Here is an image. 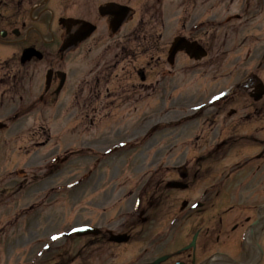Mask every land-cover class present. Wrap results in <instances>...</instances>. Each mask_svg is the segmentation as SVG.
I'll return each instance as SVG.
<instances>
[{
    "label": "rangeland",
    "instance_id": "obj_1",
    "mask_svg": "<svg viewBox=\"0 0 264 264\" xmlns=\"http://www.w3.org/2000/svg\"><path fill=\"white\" fill-rule=\"evenodd\" d=\"M141 1L137 15L150 22L140 38L149 40L155 28L162 35L160 42L169 43L174 35L183 34L199 41L208 54L194 61L180 52L172 65L164 57L153 60L147 84L125 89L122 102L130 104L114 107L116 103L108 114L93 112L92 105L100 108L97 103H91L88 112L70 106L69 87L56 100L44 93L45 62L28 64L26 71H20L19 59L4 55L5 45H0V123L4 124L0 128V264H35L44 245L66 248L70 237L75 253L82 240L67 237L69 229L99 225L102 216L111 223L124 219L128 209L118 198L148 177L153 155L159 158L170 149L176 153L182 141L191 144L196 134L200 139L210 137L209 124L169 105H193L221 93L222 99L241 100L244 93L237 89L250 73L264 83V0H149L161 5L163 25L154 24L150 14L158 7L140 10ZM73 59L81 74L89 71L84 61ZM70 66L65 61V67ZM7 67L12 73L27 74L19 87L7 83L3 76ZM87 93L84 98L90 95L92 100L94 92ZM100 200L107 202L105 209L99 207ZM166 217L154 216L148 223L153 236L170 226L181 230L187 223L188 228L189 222L182 218L162 225ZM173 244L163 242L154 253ZM95 247L91 260L102 264ZM51 257L50 252H42L41 262L48 264Z\"/></svg>",
    "mask_w": 264,
    "mask_h": 264
},
{
    "label": "flooded vegetation",
    "instance_id": "obj_2",
    "mask_svg": "<svg viewBox=\"0 0 264 264\" xmlns=\"http://www.w3.org/2000/svg\"><path fill=\"white\" fill-rule=\"evenodd\" d=\"M122 5L133 9L134 3L132 0H0V45L16 47L13 53L28 46L39 49L49 57L45 66L55 70L64 67L67 55L68 63L73 65L68 68L71 104L88 108L90 100L84 99V92L91 90L98 98L92 100L101 102V108H93V112L96 109L98 113H109L107 109L112 105L120 106L122 91L134 88L132 81L139 78L142 83L147 76L133 65L134 55L128 52L129 47L123 50L122 40L127 43L130 36H122V25L117 26ZM127 15L130 18L124 24L132 23L134 13L128 9ZM91 25L94 31L88 38L80 43L72 42L59 52L65 37L75 39ZM83 45L86 46L82 48ZM97 50L101 51L95 70L102 61L101 73L81 74L73 57L88 58ZM92 78L93 83H88ZM58 79L53 75L51 88ZM210 102V105L191 107L193 118L210 125V137L205 135L200 139L196 134L193 143L182 141L176 152L178 157L173 149L159 158L153 155L149 178L137 181L133 189L129 186L125 195L118 198V202L125 203L126 213L133 215L126 214L125 219L114 223L102 216L99 225L103 232L86 237L85 246L98 247L102 264H152V236L144 235L147 229L134 227L132 219L146 223L152 213L153 217H165L177 205L183 218L193 220L194 229L183 230L179 249L160 264H261L264 261V98ZM172 182H178L180 188L167 187ZM136 187L141 188L136 190ZM150 192L162 194L161 208L156 206L158 202L147 199ZM106 204L99 201L102 209ZM152 206L156 208L154 212ZM110 230L126 233L128 241L110 242ZM139 235L144 242L137 246ZM193 235L194 246L179 251L191 242Z\"/></svg>",
    "mask_w": 264,
    "mask_h": 264
},
{
    "label": "water",
    "instance_id": "obj_3",
    "mask_svg": "<svg viewBox=\"0 0 264 264\" xmlns=\"http://www.w3.org/2000/svg\"><path fill=\"white\" fill-rule=\"evenodd\" d=\"M180 48H185V51L190 56H194L195 58H200V57L205 55L204 49L199 44H197L196 42H190L183 37H177V38H175V40L172 44V48L170 49V53H169V60L171 62L173 61V57H174L175 52ZM30 51H31L30 49H26L23 52L22 60L29 59L31 57V53H29ZM37 56H38V58L41 57V55L39 53L37 54ZM255 83L258 84V89L260 90L261 93H263L264 90L261 86V83L260 82H255ZM75 232L77 234H86V233H89L90 230L87 228H81V229H77ZM94 233H96V231ZM121 240H123V239H121ZM118 241H120V239H118Z\"/></svg>",
    "mask_w": 264,
    "mask_h": 264
}]
</instances>
